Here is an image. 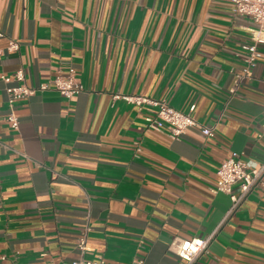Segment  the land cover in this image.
I'll return each instance as SVG.
<instances>
[{
  "label": "crops",
  "instance_id": "obj_1",
  "mask_svg": "<svg viewBox=\"0 0 264 264\" xmlns=\"http://www.w3.org/2000/svg\"><path fill=\"white\" fill-rule=\"evenodd\" d=\"M231 0H0V76L35 87L73 69L83 91L17 101L0 80V264H178L174 239L213 235L198 264H264V188L232 213L212 193L232 153L264 162V46L234 95L252 22ZM18 50L7 51L9 41ZM115 96L165 101L198 123L178 140Z\"/></svg>",
  "mask_w": 264,
  "mask_h": 264
},
{
  "label": "built area",
  "instance_id": "obj_2",
  "mask_svg": "<svg viewBox=\"0 0 264 264\" xmlns=\"http://www.w3.org/2000/svg\"><path fill=\"white\" fill-rule=\"evenodd\" d=\"M233 13L249 19L254 25L251 31V43L245 46L244 65L240 72L235 75L233 84L229 89L230 95H234L244 82L253 79V71L262 57L261 47L264 46V0H231ZM16 41H9L7 51L18 50ZM0 80L5 84L8 113L6 121L10 128L17 130L19 120L14 112L17 101L26 99L37 92L56 91L65 99H71L83 91L81 83L76 79L73 69L63 74L56 73L43 83L35 87H29L25 83L24 72L18 69L12 76L1 75ZM126 102L137 106L139 109L149 107L153 112L144 118L145 126L153 131L160 132L172 140L180 139L190 128H196L204 137L212 138L214 128L206 127L191 116L170 107L165 101L151 99L142 96H115ZM217 182L212 193H223L229 196L231 206L229 213L235 211L246 199L247 195L255 188H264V162L259 167H249L237 153H232L224 159L216 172ZM90 227H85L76 240V247L81 257L69 264H105L102 257L87 259L83 254L89 251L87 247V236ZM213 235L207 237H194L191 239H174L169 249L173 252L178 264H198L197 259L204 253ZM133 264H143L142 260Z\"/></svg>",
  "mask_w": 264,
  "mask_h": 264
}]
</instances>
